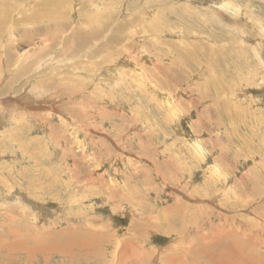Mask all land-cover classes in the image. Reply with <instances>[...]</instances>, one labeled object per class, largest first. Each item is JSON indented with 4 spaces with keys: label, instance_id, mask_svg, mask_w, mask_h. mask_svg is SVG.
<instances>
[{
    "label": "rangeland",
    "instance_id": "obj_1",
    "mask_svg": "<svg viewBox=\"0 0 264 264\" xmlns=\"http://www.w3.org/2000/svg\"><path fill=\"white\" fill-rule=\"evenodd\" d=\"M108 2L113 71L102 55L94 73L88 46L61 56L33 36L56 17L0 38V264H56L8 243L69 228L109 236L129 263L186 248L189 263L264 264V0ZM80 60L89 71L69 69Z\"/></svg>",
    "mask_w": 264,
    "mask_h": 264
},
{
    "label": "bare ground",
    "instance_id": "obj_2",
    "mask_svg": "<svg viewBox=\"0 0 264 264\" xmlns=\"http://www.w3.org/2000/svg\"><path fill=\"white\" fill-rule=\"evenodd\" d=\"M108 1L109 0H0V38L5 37L6 40L9 39L11 42H13V41L17 42L16 36H17V33H20V31H21V27H20L21 25H24V24L29 23V22H33L34 20H37V24L38 23L40 24V23H43L42 21L53 20L56 17V20L53 22V24H51V25L48 24L49 26H47V28H45V29L40 28V30L44 31V33H42V32L38 33L39 32L38 31V32H35L33 34V36L34 35L40 36L42 41H45V42L50 41V42L58 43V48L60 47L59 49H61V51H62V52L60 51L61 56L72 54V53L75 55V53L73 51L77 50V52H78V50L80 49V47L82 45L88 46L86 49V53L93 54L95 52L96 59L98 60V61L95 60L93 57L94 55H91L92 56L91 59H93L92 60L93 63L89 64L88 66L91 68L92 71H94V73H96L97 71L99 72V70L102 68L100 57L103 55L102 57H104V58L107 57V59L105 60L106 62H110V61L112 62L113 56H114L113 46H116V40L114 39L116 37V35H115L116 27L111 25V23L109 21L110 19L107 21V23L102 24L101 22H103L102 21L103 17L101 16V13L96 10V7L100 6L98 4L99 3L101 4V2H105L106 6H107L105 8H108V6L110 5V2H108ZM111 2H112V0H111ZM111 7H112V4H111ZM71 12H73V14L75 12L77 13L78 20L72 21L70 23V21H68L67 17L71 14ZM19 14H21V15H19ZM15 15L18 16V19L14 18ZM65 15H66V17H65ZM61 22H63V23H61ZM59 23H61V24H59ZM145 23L149 24V22H147V21H145ZM13 24H15V26L12 27ZM31 24H33V23H31ZM91 26H93V29L91 28ZM150 26H151V24H150ZM152 26H153V24H152ZM146 27L148 28V25H146ZM86 28H87V30H86ZM33 29L35 31V28H33ZM27 30H29V29L24 28L25 35L26 34L30 35L29 32H27ZM62 32H67V34L63 35ZM30 36H31V38H33L32 35H30ZM18 40H21V37ZM92 40H93V43H91ZM5 43H6V41H5ZM6 45H7V43H6ZM3 46H4V44H3ZM5 47H6L5 51H7V53H9V51H12V52L14 51L11 49V45L8 46L9 48H7V46H5ZM124 47H127V45L125 44ZM86 53H84V55H86ZM81 54L80 55L78 54V56L75 55V57H81L82 56ZM13 55H14V53H13ZM11 57H12V54L10 56V59H11ZM56 57L58 58L59 56H56ZM35 59L37 62H39L38 59H40V58H35ZM79 62L80 63L76 62L77 64H73V66L69 67V69L71 68L73 71L74 70L77 71V68H80V70L83 71L84 68H86V69L88 68L85 64H83V62L81 63V60ZM111 62L107 63L108 65L106 64V66H105L109 69V71H113L114 66H116V65H114V63H111ZM17 64H18V62H17ZM42 64L43 63L39 64L40 69H41L40 73L45 68V67H41ZM21 65H23V64L21 63ZM9 66H10V64H9ZM9 66H7V67H9ZM38 66L36 65L35 67H38ZM60 66L61 65H59V67ZM13 68H15V72L12 69V74H18V75L19 74L21 75V71H23V70H25V71H23L22 74H33V70H34L33 69V62L28 64L25 68L20 66V65L19 66L17 65V67L14 66ZM55 70H53V71H55ZM0 71H1V69H0ZM67 72H69V70ZM77 73H79V72H77ZM69 74H73V73H69ZM28 76L29 75H27V77ZM65 76H67V75H65ZM70 77H72V76H70ZM76 77H78V76L75 75V78ZM9 82H11V81H9ZM67 85L69 86V84H67ZM78 86H79V84H76V83L74 84V88L78 87ZM63 87H64V85H63ZM61 88H59V89H61ZM65 88H64V90H65ZM70 89H73V88L71 87ZM91 95H93V94H91ZM0 108H1V106H0ZM162 228H163V226H162ZM71 229L72 228H69V231L65 233V236H63L64 232H61V233L55 234L56 236H60V237H54L52 235H50V236H32L31 238H28L25 241H23V239H20L19 242H16V243L10 242V243H8L9 246H7V250H8L7 254H8V256H10V254H12L13 252L23 249V250L28 251V253L33 255V253H34L33 251H36L38 254L40 253L42 256H44L46 258L57 256L59 258V260L56 261V264H89V263L108 264L109 259L110 260L113 259L114 261L113 260L112 261L114 262V264H130V263L133 264L134 262L135 263L140 262L141 254L140 255L138 254V256L135 255L134 258L130 261V263L127 262V258H129V256L126 255V252H124V253H122V251L119 252L118 249L120 248V244H116L115 242L111 241L109 236H104V235L100 236L97 234L96 239H95V236H93V239H91V236H90L89 244H88V243H85L84 238L82 239L79 237V238L74 240V238H73L74 236H72V234H71ZM75 230L77 231L78 228L76 227V229H74L73 231H75ZM180 234H182V232ZM82 235H84V234H82ZM182 235H184V234H182ZM14 237L16 238L17 236H14ZM113 238H114V236H113ZM205 238H206V235H205ZM235 238H237V237H235ZM258 238H259V236H251L250 239L253 240L254 242H256L259 240ZM202 239H203V237H202ZM247 239H248V237H247ZM256 239H258V240H256ZM27 240H30V241H27ZM115 240H117V239H115ZM187 240H188V238L186 239V241ZM27 242L30 244L29 246L26 244ZM100 242H104V244H111V245H109L107 248H101V247H98L100 245ZM199 242H201V241H199ZM215 242L217 243V241L214 240L213 244H215ZM120 243H121V241H120ZM227 243H228V240H227ZM240 245H239V247H235V248H239L242 250L243 244H242V246H240ZM94 246H96L98 248H95ZM75 247H77V248H75ZM111 247L113 249H110ZM86 248L89 250V252L84 253V254H80V255L76 254L78 251H80L82 249L86 250ZM26 249H29V250H26ZM184 250L186 251V256L173 257V258L170 257V258L165 259V260L168 261L170 264L175 262V261H177L176 263H178V264H195L194 263L195 255L192 254L193 255L192 262L189 263L186 260V258H187L188 253H191V251H190V249L187 250L186 248ZM172 251H174V250H172ZM148 254H149V252H148ZM204 255H206V254H204ZM215 256L213 258L216 261L223 260V258L222 259L218 258L219 257L218 254H215ZM30 257H32V256H30ZM166 257H168V255ZM225 257H227V256H225ZM144 258H146V256L143 257L142 259H144ZM161 260H163V259H161ZM234 263H235V261H232V264H234ZM138 264H140V263H138ZM224 264H227V263H224Z\"/></svg>",
    "mask_w": 264,
    "mask_h": 264
}]
</instances>
